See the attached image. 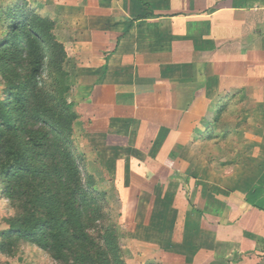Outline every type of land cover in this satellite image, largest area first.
Instances as JSON below:
<instances>
[{"label": "crops", "instance_id": "1", "mask_svg": "<svg viewBox=\"0 0 264 264\" xmlns=\"http://www.w3.org/2000/svg\"><path fill=\"white\" fill-rule=\"evenodd\" d=\"M38 3L54 20L70 8L88 12L89 18L78 14L74 21L89 19L90 54H95L88 62L95 67L89 69L95 76L92 132L122 145L132 141L135 148L155 141L168 152L178 150L173 165H180L177 170L194 188L195 206L179 205L178 192L155 190L179 182L175 170L152 175L153 191L142 189L143 197L163 194L158 216L169 221L175 214L169 222H152L163 236L168 229L165 240L161 234L131 236V256L138 250L140 264H264V0ZM222 102L244 107L234 116L238 123L232 122L244 140L245 157L227 175L213 174L190 153L195 139L212 127ZM141 203L138 208L147 211Z\"/></svg>", "mask_w": 264, "mask_h": 264}, {"label": "trees", "instance_id": "2", "mask_svg": "<svg viewBox=\"0 0 264 264\" xmlns=\"http://www.w3.org/2000/svg\"><path fill=\"white\" fill-rule=\"evenodd\" d=\"M28 5L0 11V197L15 209L0 253L15 256L29 243L59 264H127L107 193L77 150L66 47L56 21Z\"/></svg>", "mask_w": 264, "mask_h": 264}, {"label": "rangeland", "instance_id": "3", "mask_svg": "<svg viewBox=\"0 0 264 264\" xmlns=\"http://www.w3.org/2000/svg\"><path fill=\"white\" fill-rule=\"evenodd\" d=\"M16 1L18 0H0V11L15 5ZM26 1L30 8L42 14L41 5L38 3L40 0ZM72 9L70 8L67 13H59V18L55 20L59 22L58 28L55 29V34L64 43L68 53L65 68L68 71V84L71 87L70 99L75 102V109L80 115L79 120L75 124L77 150L84 155V168L98 180V189L107 193L108 207L118 227L121 245L126 251L127 260L131 258V261L127 262V264H140V261L136 260L139 256L138 250L131 256L129 238L132 236L133 238L139 237L142 239L147 238V236L155 237L157 236L156 234H161V238L165 240L168 229L165 230L166 234L163 236L164 231L157 229V226H152V222H156L158 219L159 221L163 220L164 223L169 222L173 218L171 215L175 213L169 215V221L168 219L164 220L163 215L158 216V209H162V207L159 208L157 205L159 201H162L163 197L160 196L164 193L173 192L174 194L178 192V198L176 196V199L179 201V205L195 206L191 202L194 200V198H191L194 188L188 187V183L185 181L186 176L177 170L181 168L180 165L176 166V168L173 165L174 158L179 152L178 150L177 152H168V150L160 148L161 145L158 147L155 141L149 148H135L132 141L128 145H122L117 139L112 140L108 137V140H106L104 135L92 132L91 126L96 119L94 114L92 115L91 113L90 108L92 106L89 101L91 99L90 90L94 87L91 84L95 76L91 75V73L89 74V71L95 69V67L89 66L88 62L94 58L95 54H90L89 37L86 28L89 25V19L81 18V21H74V17L78 14L87 15L88 17V12L85 10L82 13ZM67 18L68 20H66ZM75 18H78V16ZM100 63L102 64V60ZM99 69L97 71L102 72ZM1 90L2 87L0 85V95ZM225 103H227V106H225L226 116L221 119L217 126L213 122L212 127L208 130L213 133L207 134L208 138H205L206 131L201 136L203 139L201 137L195 139L196 141L193 142L190 148V153L198 159V162L204 163L203 165L211 169L213 174L220 175L233 174L239 167L238 161L243 160L242 158L245 157L244 153L246 152L242 135L238 134V131L236 132V129H234V125L238 121V118L235 117L242 114L241 111L244 107L242 106V108L238 104L232 106L230 102ZM229 112L230 114L235 112V115L227 114ZM232 120H236V122H232ZM128 121L129 119L126 125ZM257 136L252 135L251 137L257 139ZM129 145H132V147ZM174 170L182 176L179 182H173L176 184L172 186L168 185L170 183L163 187L159 185L161 188L157 185L155 190L158 191L160 189V192L163 193H160L159 197H143L146 193L144 194L142 189L153 191L155 182L152 175H173ZM127 176H129L128 181H126ZM145 179H151V181ZM139 195H142L141 199H137ZM141 200L140 206L144 204V201L146 206L148 205L145 212H142V207L138 208V202ZM172 200L167 201L171 208H173ZM14 214L15 209L10 205V202L0 197L1 230L8 227L5 223V218ZM157 223L162 224V221ZM0 264L59 263L37 246L24 243L20 246L15 256L9 257L0 253ZM141 264L152 263L147 260L146 262H141Z\"/></svg>", "mask_w": 264, "mask_h": 264}]
</instances>
